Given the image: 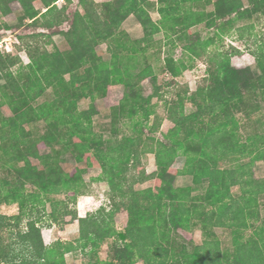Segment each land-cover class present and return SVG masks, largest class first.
I'll return each instance as SVG.
<instances>
[{
  "label": "trees",
  "instance_id": "obj_1",
  "mask_svg": "<svg viewBox=\"0 0 264 264\" xmlns=\"http://www.w3.org/2000/svg\"><path fill=\"white\" fill-rule=\"evenodd\" d=\"M35 1L0 0L2 18L14 13L13 4L19 5L17 23L2 21L0 30L33 29L17 35L12 51L0 49V161L6 170L0 175V204L16 203L21 209L11 216L0 213V262L67 264L65 253L90 248V258H96L85 264H264V214L260 212L264 176L255 178L252 173L254 161L264 162V134L243 141L235 118V111L257 109L264 100V41L250 50L255 73L250 66L232 67L226 60L212 58L203 51L210 40L201 44L199 36L192 38L195 34L189 31L205 15L209 17L206 27L225 19L217 27L221 31L240 18L264 17V0H246L247 5L243 0H77L75 7L72 0H39L42 9ZM186 1L212 4L213 9L193 10L191 3L185 8ZM152 8L159 13L157 21L150 16ZM131 14L142 27L140 38L133 39L122 29ZM63 24L68 27L61 28ZM160 31L167 38L173 31L178 40L185 39L183 48L207 64L195 90L178 86L171 99L155 85L157 77L149 61L153 54L159 58L152 49L160 46L155 38ZM54 35H61V41L55 42ZM103 45L100 53L98 47ZM21 52L29 58L27 64ZM173 62L172 57L164 58V72L176 76L179 70ZM144 80L154 84L146 96ZM111 85L122 90L117 104L110 106L115 136L106 138L93 130V106L80 109L78 102L106 97ZM49 89L52 97L35 103ZM154 96L162 100L160 107L150 103ZM249 100L253 103L247 104ZM186 102L193 105L192 111H185ZM3 106L10 115L2 114ZM136 115L141 119L133 120ZM123 118L131 119L132 133L117 135L114 125ZM40 120L45 130L35 139L25 125ZM164 120L173 125L161 140L152 133ZM145 153L155 158L156 168L148 175L141 164ZM66 154L85 166L65 170ZM178 156L184 159L181 168L174 166ZM245 157L250 162H240ZM222 159L236 163L221 167ZM92 167L100 168V173L86 181L84 174ZM179 174L190 175L192 183L175 186ZM92 179L108 183L110 208L79 217L68 203ZM150 179L152 186L134 188ZM28 185L34 190L27 191ZM232 186H239L238 195ZM60 194L64 197L54 198ZM122 211L126 217L118 230L114 220ZM67 215L79 224L75 244L57 239L46 245L41 224L44 220L61 224ZM196 226L202 242L183 241L179 231ZM215 227L230 229V248L221 247ZM249 228L252 232L245 235ZM108 238L113 241L107 258L101 260L96 253Z\"/></svg>",
  "mask_w": 264,
  "mask_h": 264
},
{
  "label": "rangeland",
  "instance_id": "obj_2",
  "mask_svg": "<svg viewBox=\"0 0 264 264\" xmlns=\"http://www.w3.org/2000/svg\"><path fill=\"white\" fill-rule=\"evenodd\" d=\"M98 1V0H97ZM65 2V0H58V3ZM244 4L247 5V1L243 0ZM189 3H191L192 9H200L205 10V12H209L213 9L212 4H208L206 6H201L200 4H195L193 2H184L182 6L189 7ZM77 4V0H72V7H75ZM18 4H13V10L14 13L2 18L0 16V24L2 21H4L8 25L14 26L17 23L16 14L18 13ZM35 6L39 9H42V4L39 0L35 1ZM154 18H160V16L157 13H152ZM209 17L204 16L203 21L200 24H196L189 28V31L194 32V36L192 38H195V36H199V41L201 44L206 39L210 40V43L205 48L203 47V51L206 50L208 54L212 56V58L217 60H223L227 61L230 66H234L237 68H243L246 66H250L253 71L256 73L257 69L255 66V58L251 54L250 50H257L259 48V43L261 41H264V17L261 14H253L249 18H240L233 22L232 27L229 30L221 31L218 29V25L224 20H217L215 24H213L210 27H206L205 23ZM156 19V20H158ZM68 27L67 24H63L61 28L66 29ZM184 28V27H181ZM140 29V28H139ZM139 29L135 30L132 29L130 31L131 35L133 36H139L138 32ZM32 28H16L15 29H1L0 30V47L3 51H6L5 49V43L2 42L3 39L8 40V44L10 46V51L14 49V45L17 44L18 39L17 35L20 33H27L32 32ZM169 31L168 38L165 37V32L160 31L159 33L155 34V38L160 40L159 45L153 48L152 50H155L159 52V58H156L157 55L153 59L149 56V61L151 62L153 66L154 73H156V86H163L160 90V92L163 90L164 97L167 99H171L174 97L175 92L179 89L178 86L187 85V88L190 91H193L196 86L197 82L200 80V78L206 73V62L205 59L200 58L199 56H196L195 53H192L190 51H187L183 48V44L186 43L185 39L178 40L177 35L173 34V31L170 33ZM140 33V32H139ZM141 36V35H140ZM53 39L55 42L61 41V35H54ZM104 45L99 46L98 50L100 53L104 52ZM7 52V51H6ZM9 52V51H8ZM152 51H150L151 53ZM21 56L23 59V64H27L29 62V58L24 52H21ZM166 56L172 57L174 59V65L178 68V74L176 76H173L169 72H164V58ZM207 55H205V58ZM208 58V57H207ZM152 59V60H151ZM15 69L17 67H14ZM14 69V70H15ZM174 80L175 83H172L171 81ZM143 90L142 93L144 96L149 95L154 90V84H151L147 80L143 81ZM109 94L111 96H107V98H100L96 97L94 100L90 98L81 99L78 102L80 109H88L91 106L95 109V114L92 116L93 120V130L97 132H101L104 137L109 136H115L111 130L113 129L111 126L113 123L111 122V110L110 106L117 104L119 101L118 97L121 93L122 87H118L116 89H112ZM248 91V90H247ZM245 92V97L249 96V92ZM51 89H49L43 96L38 98L35 103H39L40 101L44 99H50L52 97L51 95ZM108 94V93H107ZM249 94V95H248ZM161 101L156 96L151 98L150 103L151 104H157L158 107L161 106ZM253 103V100H249L247 104ZM185 111L190 112L194 109L193 105L190 102L185 103ZM2 114L10 115V109L7 106L2 107ZM235 118L238 120V133L242 136L243 141L247 140L249 136H255L256 134H264V100L260 99L259 107L257 109H249L245 108L241 111H235ZM134 119H141L138 115L133 117ZM131 119L129 118H123L122 120L115 123L114 127H117L119 131L117 132V135H126L131 134L132 130L130 127ZM173 125L168 120H164L161 124L160 129L152 133L156 138H159L163 140L162 134L168 130ZM27 129H29L32 132V135L35 139H38L39 135L43 133L45 130V122L43 120L35 121L32 123H28L25 125ZM107 127V128H106ZM145 133H149L148 127L145 126ZM47 149H42L41 151H46ZM183 157L178 156L174 162V166L178 167L182 165ZM37 160H34L36 162ZM141 161L143 162V165L145 167V171L147 170L150 172L151 165H154V154H142ZM240 162L248 163L250 162L249 157L242 158ZM235 161H231L229 159H222L219 163L221 167H231L235 165ZM40 166V164H38ZM85 166L84 163H76L74 161V158L71 154H66L65 162L63 163V167L65 170H71L74 166ZM97 172L94 168H89L88 171L84 174V178L89 181V178L93 176V174ZM252 173L255 178H261L264 176V162L261 160H256L252 164ZM6 170L1 164L0 161V175H5ZM190 180V181H189ZM191 182V176L188 177V179L184 180L183 178H176L174 181L175 186L180 185H188ZM149 184H152V182H147L143 185H136V187H143L148 186ZM190 185V184H189ZM27 191L34 190L31 186H26ZM231 191L238 195L240 193L239 186H232ZM64 195H54V198H63ZM260 212L261 214H264V194L260 196ZM38 206V211L40 214H42L40 208ZM21 211L19 209V206L15 204H0V213L5 215H16ZM46 211H50V206L48 203H46ZM125 214V213H124ZM125 217H118L117 224L119 227V230H122V224L123 219ZM26 225V218L24 217L23 221L21 222V228L25 229ZM61 225V224H59ZM55 229V228H54ZM252 228H249L244 234L248 235L252 232ZM214 232L216 233L218 239L221 242L222 248H230L232 245V233L230 229L224 228V227H215ZM179 234L181 235L183 241L190 243L193 242L195 244H200L203 240V235L201 232V229L199 226L193 227L190 231H184L180 230ZM56 237H58L57 233L55 234ZM113 239L111 240V242ZM108 243L107 245H109ZM106 245V247H107ZM107 249H102V253L100 256L106 257V251ZM85 253V254H84ZM80 254L78 259L75 261L76 257H72V255L67 256V259L69 262H75L77 264H85V262H88V255H86V252ZM0 264H3L0 262ZM136 264H143L141 261H136Z\"/></svg>",
  "mask_w": 264,
  "mask_h": 264
},
{
  "label": "crops",
  "instance_id": "obj_3",
  "mask_svg": "<svg viewBox=\"0 0 264 264\" xmlns=\"http://www.w3.org/2000/svg\"><path fill=\"white\" fill-rule=\"evenodd\" d=\"M152 1H156V0H152ZM152 13H157L158 15H159V13L154 8H152L150 10V16H151L152 20L157 21L156 19H158V18H154ZM122 29H124L129 34V36L133 39L134 38H140L143 35V30H142L141 25L139 24V22L137 21L135 16L132 14L129 15L123 21ZM132 29H135V30L139 29V32H140V33L138 32L139 36L135 37V36L131 35L130 31ZM118 87H120V86L119 85L109 86L107 96H111V94H109V93L111 91H113L112 89H116ZM161 93H163V90L161 91ZM107 96L103 97V98L106 99ZM119 98H120V96L118 97V99ZM145 154H151V153H145ZM154 160H155V158H154ZM141 164L144 165L142 161H141ZM182 165L178 166L177 168H181ZM150 167H151L150 172H148L147 170L145 171V173L147 175L152 173L155 170V168H156L155 163H154V165H151ZM92 168H94L95 171H97V172H95L93 174V176H91L90 178L95 177L100 173V168H97V167H92ZM188 177H190V175H187V174H179L176 176V178H179V179L183 178L184 180L188 179ZM86 181H88V180H86ZM147 182H152V184H149L146 187H150L153 185V180L150 179V180L135 184L134 188L135 189H144V188H146L145 186L139 188V187H136V185H143ZM191 182H192V178H191ZM189 184H191V183H189ZM188 185H183V186H188ZM180 186H182V185H180ZM109 195H110V188H109V185L106 181L92 179V182H90V185L87 187V189H85L82 193H79L77 195L75 201H69L68 208L73 210L74 212H77V215L79 217H84L89 213L93 214L96 211H98L100 208H105L106 210H108L110 208ZM124 213L125 212L122 211V212L117 213V215L115 216L114 224H115V228H117L118 230H119V227L117 224V219H118V217H121V218L126 217ZM124 220H125V218H124ZM122 228H123V224H122ZM122 228H120V229H122ZM56 233H57L58 237L55 236ZM41 234H42L43 241L46 245H50V244L54 243L57 239L62 240V241H70V242H73V244H75V240L77 239L78 234H79V224H78L77 219H71L69 215L66 216L65 221L62 222L61 225L54 223V222L52 223L50 220H44V222L41 224ZM112 239L113 238H108L102 242V244L100 245V247L96 253L97 258H99L101 260L106 259V257L100 256V255L102 253L103 248L108 250L107 244L111 243ZM106 245H107V247H106ZM90 250H91L90 248H78V249L68 251L67 253H65V261L67 264H77L75 262L74 263L69 262V260L67 259V256L72 255V257H76V259H74L76 261L78 259L79 255L84 253V251L86 252V255H88L87 261L88 262L93 261L94 258H96V256L90 258V255H89ZM107 250L105 251L106 256H107ZM85 263H87V262H85Z\"/></svg>",
  "mask_w": 264,
  "mask_h": 264
},
{
  "label": "built area",
  "instance_id": "obj_4",
  "mask_svg": "<svg viewBox=\"0 0 264 264\" xmlns=\"http://www.w3.org/2000/svg\"><path fill=\"white\" fill-rule=\"evenodd\" d=\"M2 42H4L6 45L4 46L5 47V49H6V51H10V46H9V44H8V40H6V39H3L2 40ZM0 49L2 50V48L0 47Z\"/></svg>",
  "mask_w": 264,
  "mask_h": 264
}]
</instances>
